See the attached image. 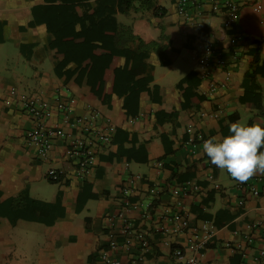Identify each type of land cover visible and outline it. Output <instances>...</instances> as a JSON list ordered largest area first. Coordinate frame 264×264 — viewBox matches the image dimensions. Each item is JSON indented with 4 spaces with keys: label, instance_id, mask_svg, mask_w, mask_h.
I'll use <instances>...</instances> for the list:
<instances>
[{
    "label": "crops",
    "instance_id": "1",
    "mask_svg": "<svg viewBox=\"0 0 264 264\" xmlns=\"http://www.w3.org/2000/svg\"><path fill=\"white\" fill-rule=\"evenodd\" d=\"M242 2L239 25L246 36L238 46L241 54L232 81L210 94V80L201 78L194 89L207 98L184 109L178 84L191 73L200 76L203 43L230 45L231 31L223 27V16L207 2L186 17L178 12L176 0H157L166 9L163 15L152 10L114 14L146 41H161L164 33V43L181 50L171 64H162L154 51L146 59L143 75L151 81L133 116L125 108V96L114 94L107 102L88 98L78 84L57 73L61 58L50 46L54 35L35 13L45 0H0V202L31 197L62 206L53 222L12 220L0 213V264H106L101 258L105 249L125 262L137 257L132 264H181L184 258L175 256V248H187L192 234L204 228L212 238L198 264H264V257L255 260L263 245L260 231L253 244L245 240L249 225L264 219V179L257 182L261 195L248 193L240 204L237 181L211 164L202 143L187 142L190 124L220 138L237 121L264 125V69L250 75L264 62V24L251 6L253 0ZM224 77L223 71L214 75L218 82ZM12 87L18 88L19 97H12ZM247 90L261 93L263 112L242 102ZM22 95L46 100L53 108L47 123L61 130L70 131L60 103L68 104L74 115L98 109L99 123L111 118L114 139L100 146L89 175L78 174L64 136L55 139L48 158L39 156L28 140L34 120L22 106ZM130 150L135 151L132 157ZM51 167L61 171L60 181L48 179ZM132 177L129 198L134 204L126 210L135 228L149 236L148 251L137 245L126 250L120 220L109 218L125 209L121 189ZM114 239L116 248L111 246Z\"/></svg>",
    "mask_w": 264,
    "mask_h": 264
},
{
    "label": "trees",
    "instance_id": "2",
    "mask_svg": "<svg viewBox=\"0 0 264 264\" xmlns=\"http://www.w3.org/2000/svg\"><path fill=\"white\" fill-rule=\"evenodd\" d=\"M131 10H152L157 15L166 12L164 7L158 6L157 0H96L95 3L91 0H45L37 5L35 13L54 35L50 46L61 58L57 73L64 75L69 84H78L88 98L107 102L114 94L125 96L127 112L136 116L142 105L141 92L149 88L151 81L143 75L146 59L154 51L162 64H171L181 50L171 42L164 43L167 39L164 33L161 41H146L131 25L119 22L114 16L118 11L129 13ZM258 61L257 55L255 62ZM263 69L264 62L250 75L254 77ZM201 78L191 73L179 82L181 108L196 107L207 98L194 89ZM242 102L263 112L262 96L257 90H247ZM134 153L130 150L129 157ZM61 207L59 202L11 197L0 202V213L12 220L25 217L53 222Z\"/></svg>",
    "mask_w": 264,
    "mask_h": 264
},
{
    "label": "built area",
    "instance_id": "3",
    "mask_svg": "<svg viewBox=\"0 0 264 264\" xmlns=\"http://www.w3.org/2000/svg\"><path fill=\"white\" fill-rule=\"evenodd\" d=\"M207 2L210 3L213 12L223 16V27L231 31L229 46L206 40L203 43L202 50L198 52L201 65L200 77L210 80V94H213L220 88H227V85L232 81L238 57L241 54L238 46L245 38L246 33L239 25L240 13L244 4L242 0H176V6L180 14L189 17L195 9L201 8ZM251 6L261 16L260 23L264 24V0H253ZM217 71L225 73L222 82H218L214 78ZM11 95L12 97H19L17 87H12ZM11 101L12 98L8 100V102ZM21 102L24 110L34 120L27 136L29 143L36 147L39 156L48 158L54 148L55 139L64 136L68 140V157L74 162L78 174L82 177L89 175L94 169L100 146L109 144L114 139L115 124L109 117L104 119V123H99L102 119V113L98 109H93L87 115H74L68 104L60 103L59 108L64 113V124L70 129V131H66L47 123L53 115V108L40 96L22 95ZM188 131L191 133L187 141L189 144H203L204 141L211 138V136L196 131L194 124H190ZM47 177L51 181L58 182L62 179V174L58 168L51 167L47 172ZM263 179L264 175L257 174L256 177H252L245 183L237 182L240 195H242L240 204L245 203V195L248 193L254 196L261 195L262 190L257 182ZM134 180L132 177L121 189L122 195L125 197V209L113 213L109 218L113 222L117 219L120 220L121 232L126 236V242L123 244L126 250L130 251L133 246L137 245L140 250L148 251L151 247L149 236L145 231L135 228V222L126 210L134 204L129 198L132 193L131 183ZM175 191L178 193L180 190ZM249 229L250 231L245 235L246 243L249 245L255 242V232L257 230L261 234L263 245L258 249L255 256V260L259 261L264 257V219L252 223L249 225ZM211 238V231L205 228L197 230L189 238L187 248L176 247L174 254L176 257L184 258L181 264H198L200 254L209 244ZM117 245L118 241L114 239L111 242L112 248L118 247ZM101 258L106 264H132L137 261V257H134L132 260L125 262L120 257L112 256L108 249L102 251Z\"/></svg>",
    "mask_w": 264,
    "mask_h": 264
},
{
    "label": "clouds",
    "instance_id": "4",
    "mask_svg": "<svg viewBox=\"0 0 264 264\" xmlns=\"http://www.w3.org/2000/svg\"><path fill=\"white\" fill-rule=\"evenodd\" d=\"M201 147L212 165L239 183L264 175V125L260 123H231L228 135L211 137Z\"/></svg>",
    "mask_w": 264,
    "mask_h": 264
},
{
    "label": "rangeland",
    "instance_id": "5",
    "mask_svg": "<svg viewBox=\"0 0 264 264\" xmlns=\"http://www.w3.org/2000/svg\"><path fill=\"white\" fill-rule=\"evenodd\" d=\"M139 12V11H138ZM138 34V33H137ZM141 36V35H140ZM180 56V55H179ZM244 123V121H242Z\"/></svg>",
    "mask_w": 264,
    "mask_h": 264
}]
</instances>
